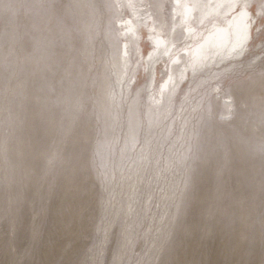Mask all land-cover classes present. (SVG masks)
Instances as JSON below:
<instances>
[{"label": "rangeland", "instance_id": "1", "mask_svg": "<svg viewBox=\"0 0 264 264\" xmlns=\"http://www.w3.org/2000/svg\"><path fill=\"white\" fill-rule=\"evenodd\" d=\"M185 1L0 0V264H264V0Z\"/></svg>", "mask_w": 264, "mask_h": 264}, {"label": "bare ground", "instance_id": "2", "mask_svg": "<svg viewBox=\"0 0 264 264\" xmlns=\"http://www.w3.org/2000/svg\"><path fill=\"white\" fill-rule=\"evenodd\" d=\"M47 0H41L42 4H45ZM101 0H79V3L82 6L89 5L91 11L94 12L96 10L97 2ZM175 3H178L179 0H174ZM91 12V14H92ZM192 15V7L189 4V0H186L183 7V20H189L190 16ZM90 22V20H89ZM121 23V22H120ZM128 26V32L134 30V25L132 24L131 20H126ZM255 24V15L251 10L246 8L245 6H241L238 11L232 14L226 20L221 22H216L212 24L210 27L207 28L204 32L200 34L199 41L194 44V47L191 51L186 50V52H190L192 56V62H200L202 58L207 56L209 53H213L217 56L215 63H219L222 60V57L227 55L233 54L237 51L238 57H240L248 45L250 36L252 34V30L254 29ZM123 25V23H122ZM186 32H190V28H186ZM175 39H180V32L175 33ZM154 43V51L158 50L165 44V40L161 36H155L153 38ZM171 46V45H170ZM172 47V46H171ZM171 47H167L166 50L170 51ZM123 52H126V45L123 46ZM177 58H174L176 61ZM115 64L120 67L119 69L123 68L125 63L123 62L122 57L114 56ZM209 63L207 61L205 64ZM103 80H106L108 87L110 85L109 75L104 76ZM168 85V80L163 83L162 88L165 89ZM104 89V98L108 101L107 107L111 104V100L109 97V93L105 91L107 87L106 84L102 85ZM111 116L107 113L106 120L111 123L112 119Z\"/></svg>", "mask_w": 264, "mask_h": 264}]
</instances>
